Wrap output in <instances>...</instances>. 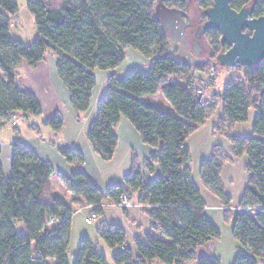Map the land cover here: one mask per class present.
Wrapping results in <instances>:
<instances>
[{
    "label": "trees",
    "instance_id": "1",
    "mask_svg": "<svg viewBox=\"0 0 264 264\" xmlns=\"http://www.w3.org/2000/svg\"><path fill=\"white\" fill-rule=\"evenodd\" d=\"M196 1L204 12L213 5L212 0ZM156 2L28 0L38 37L27 45L12 39L10 34L9 16L17 13V5L12 0H0V129L10 118L42 114L37 97L18 84L17 69L23 62L35 68L47 55H56L59 77L70 92L77 120L82 121L96 86L95 72L115 71L125 62L126 49L132 48L150 60L149 73L133 70L124 80L110 78L88 140L102 161H112L118 147L115 128L125 117L143 143L158 151L143 163L134 155L132 172L123 183L102 192L84 171V155L60 149L74 169L72 181H66L68 191L75 197L72 207L52 192V165L21 141L15 142L9 178L5 177L0 160V264H71L72 222L79 210L74 209L75 205L82 202L83 207H93L99 218L103 208L116 205L122 196L146 208L154 233L146 241L137 240L134 252L127 245L123 226L100 223L98 231L104 243L111 249H120L113 256L114 264H220L219 259L198 256L201 248L218 240L221 234L205 213L207 205L192 177L187 146L218 107L222 113L214 131L229 135L233 147L230 151L214 147L211 156L202 161L201 178L220 198L225 221L233 225V236L241 244L233 264H258L264 260V62L255 67H236L238 74L233 71L222 93L214 92L200 100L201 86L209 87L211 82L210 75L207 81L200 74L206 73V65L184 64L169 54L168 38L155 15ZM179 2L184 7L188 5V0ZM164 3L174 8V0ZM231 5L237 11L253 8L255 19L264 16L261 0H232ZM218 34L210 31L205 35L210 38ZM215 44L209 67L229 50L219 37ZM160 92L171 104L170 112L141 99ZM251 110L256 113L254 135L234 136L237 125L248 121ZM64 125L60 112L44 123L56 133ZM241 157L249 159L245 168L249 177L239 205L234 208L221 176L226 166ZM155 166L161 174L147 182L144 170L153 174ZM232 209L240 210L233 215ZM247 209L257 212L251 215ZM73 264L108 261L84 238Z\"/></svg>",
    "mask_w": 264,
    "mask_h": 264
},
{
    "label": "crops",
    "instance_id": "2",
    "mask_svg": "<svg viewBox=\"0 0 264 264\" xmlns=\"http://www.w3.org/2000/svg\"><path fill=\"white\" fill-rule=\"evenodd\" d=\"M57 65L58 57L54 54H49L35 68L30 67L27 62H23L18 67V84L25 92L37 97L42 105V114L29 117L17 116L15 127L6 124L0 129V160L5 177L9 178L12 175L13 144L21 141L40 159L52 165L55 171L50 178L52 192L58 198L74 207L73 201L75 197L68 191L66 183V181H72L74 169L60 154V149L75 150L84 155V171L92 183L102 192H105L109 187L123 183L124 178L132 172V158L134 155L143 163L144 160L150 159L158 152L143 143L140 134L125 117L121 118L115 128L118 137V147L112 161H102L95 154L88 140L89 130L98 118L99 103L107 94L110 78L116 76L119 80H124L128 73L133 70H140L148 74L150 60L136 50L128 48L126 49V60L118 69L115 71H96V86L92 93L90 108L82 121L77 120L70 101V92L59 77ZM159 94H162L163 98H165L164 93L160 92L154 96H143L141 99L159 108L158 103H161L157 101ZM165 100L168 106L171 107L166 98L163 102ZM58 112L63 115L65 124L60 133H56L51 128L44 126V123L51 120ZM205 125L201 128L205 127ZM33 127L39 130L35 131ZM201 128L192 137L202 132ZM205 157L207 156H204V159ZM238 159L240 158H235L234 162ZM144 174L147 182H152L161 174V171L158 166H155L153 174L146 170H144ZM247 182L248 178L247 181L245 178L242 179L237 189L238 197L240 195L242 197L248 184ZM233 183L235 184L234 181ZM200 191L207 205L205 213L212 223L217 226L219 216L212 214V211H220L224 214L225 208L222 206L220 198L209 188H200ZM82 212L78 211L76 214ZM99 218H101L100 221L105 226H123L127 231V239L129 240L131 235L130 241L132 242L133 240L132 243H135V245L137 240L146 241V237L154 233L152 220L146 212V208L135 207L126 213L114 206L105 207ZM99 218L97 217L94 223ZM158 237L164 239L160 233H158ZM218 241L215 240L201 248L198 256L203 255L218 259L219 255L216 256L214 250L212 252ZM132 243L131 245H133ZM190 264L198 263L195 261ZM258 264H264V260H260Z\"/></svg>",
    "mask_w": 264,
    "mask_h": 264
},
{
    "label": "rangeland",
    "instance_id": "3",
    "mask_svg": "<svg viewBox=\"0 0 264 264\" xmlns=\"http://www.w3.org/2000/svg\"><path fill=\"white\" fill-rule=\"evenodd\" d=\"M12 1L17 5L18 11L15 15L9 16L11 20V37L14 40L19 39L20 41L29 45L33 43L34 40L38 37L35 17L30 13L28 9V0ZM164 1L165 0H157L155 5V15L160 20L164 33L168 38L170 46L169 54L175 60L184 64L197 67L206 65V73L200 71V74L203 75L205 80L208 81L211 69V67L209 66L213 61V50L216 47V38L219 37L221 39V36L219 34L218 37L217 35L210 38L206 35L203 36L199 43L204 51L200 55V57H197L193 53L192 43H190L195 34H189L187 32L192 27L203 25L207 21V18L204 15V11L199 8L198 2L196 0H188L187 7H184L183 4H180L179 1L181 0H174V8L172 9L168 8L165 5ZM182 7L184 8L181 9ZM216 67L217 74L215 78L211 80L209 87H206L205 85L201 86L204 98L214 92L222 93L225 89L227 81L230 80L231 76L234 75V72H236L237 74L239 72L237 68H234L237 70L235 71L234 69L227 70L218 65H216ZM174 82H177V80H175ZM164 99L165 98H163L162 94H159L157 101L161 103H158V106L160 109L170 112L172 109L168 106L166 100L163 102ZM221 113L222 108L218 107L206 123L205 127L201 128V131H203L199 132V134H196L194 137H191L187 142V146L191 154V174L198 187L202 189L208 188L205 183L202 182L201 178V164L204 160V156H207L205 157V159L209 158L211 156V151L216 146H222L227 151H230L233 147L229 135L224 134L223 132L214 131V127L218 124ZM255 118L256 113L255 111L251 110L248 121L238 124L233 132V135L237 137L253 136ZM248 162V157H241L240 159L226 166L221 176V183L223 185V188L225 189L226 194L232 197V206L234 208L239 205V201L241 198V195L238 197L237 189L242 179L245 178L247 181L248 178L245 169ZM233 181L235 182V184L233 183ZM84 205L85 204L81 202L79 204H76L74 209L78 208L80 210L82 208H85L83 207ZM135 207L138 206L134 204L133 208ZM239 210L240 209H232V214L236 215L237 213H239ZM247 212L251 215H255L257 211L256 209H247ZM212 214L219 216V223L216 227L221 234L220 238L218 239L219 241L216 247L212 249V252L214 250V254L216 256L219 255L217 258L220 260V264H232L238 255L239 249H241V244L233 236L232 224L225 221V212L223 214L220 211H212ZM90 216L91 211H84L82 213L75 214L73 217L69 248L70 262L71 264L74 263L80 248L81 240L84 238H88L97 248L98 252L106 256L108 264H114L113 256L117 252H119L120 249H111L105 243H103V240L101 239L98 231V229H100L99 225L101 223V218H99L96 223L90 225L86 222V219ZM130 238L131 235L129 236V240L127 239V245L135 252L136 245L135 243H132L133 240L132 242L130 241ZM131 243L133 245H131ZM50 264H53V262L51 261Z\"/></svg>",
    "mask_w": 264,
    "mask_h": 264
},
{
    "label": "water",
    "instance_id": "4",
    "mask_svg": "<svg viewBox=\"0 0 264 264\" xmlns=\"http://www.w3.org/2000/svg\"><path fill=\"white\" fill-rule=\"evenodd\" d=\"M261 1L264 3V0ZM212 2L213 5L204 12L207 21L187 32L195 34L190 41L193 53L200 57L204 49L199 41L207 32L217 31L222 44L227 45L229 50L217 57L215 65L231 70L236 67H255L264 62V16L253 18V8L237 11L232 8V0Z\"/></svg>",
    "mask_w": 264,
    "mask_h": 264
},
{
    "label": "built area",
    "instance_id": "5",
    "mask_svg": "<svg viewBox=\"0 0 264 264\" xmlns=\"http://www.w3.org/2000/svg\"><path fill=\"white\" fill-rule=\"evenodd\" d=\"M233 70V69H231ZM217 74V67L216 65H213L210 69V77H211V80L215 78ZM198 96L200 98V100H203L204 99V94H203V91L202 90H199L198 91ZM8 124L9 125H12L13 127L16 126L17 124V121H16V117H13V118H10L9 121H8ZM114 207H118L120 208L121 210L125 211V210H129L131 208L134 207V204L132 202H130L126 196H122L118 203L116 205H114ZM249 210H253V209H249ZM80 212L82 211H91V216L87 218L86 222L90 225H92L95 220L97 219V216H96V213H95V209L93 207H85V208H82L80 210H78ZM238 211V210H237Z\"/></svg>",
    "mask_w": 264,
    "mask_h": 264
},
{
    "label": "flooded vegetation",
    "instance_id": "6",
    "mask_svg": "<svg viewBox=\"0 0 264 264\" xmlns=\"http://www.w3.org/2000/svg\"><path fill=\"white\" fill-rule=\"evenodd\" d=\"M197 2H198V1H197ZM199 31H200V29H199ZM199 31L196 32V36H197L196 38H198V33H199ZM199 42H200V41H199Z\"/></svg>",
    "mask_w": 264,
    "mask_h": 264
}]
</instances>
